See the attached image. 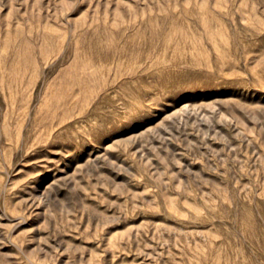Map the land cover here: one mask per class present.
Segmentation results:
<instances>
[{
	"label": "rangeland",
	"instance_id": "obj_1",
	"mask_svg": "<svg viewBox=\"0 0 264 264\" xmlns=\"http://www.w3.org/2000/svg\"><path fill=\"white\" fill-rule=\"evenodd\" d=\"M0 264H264V0H0Z\"/></svg>",
	"mask_w": 264,
	"mask_h": 264
}]
</instances>
